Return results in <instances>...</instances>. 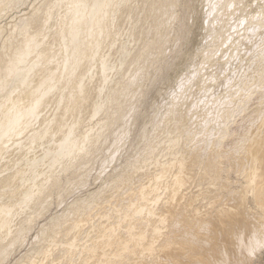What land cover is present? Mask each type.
I'll use <instances>...</instances> for the list:
<instances>
[{
  "label": "bare ground",
  "instance_id": "6f19581e",
  "mask_svg": "<svg viewBox=\"0 0 264 264\" xmlns=\"http://www.w3.org/2000/svg\"><path fill=\"white\" fill-rule=\"evenodd\" d=\"M263 37L264 0H0V264L258 259Z\"/></svg>",
  "mask_w": 264,
  "mask_h": 264
},
{
  "label": "rangeland",
  "instance_id": "374dc122",
  "mask_svg": "<svg viewBox=\"0 0 264 264\" xmlns=\"http://www.w3.org/2000/svg\"><path fill=\"white\" fill-rule=\"evenodd\" d=\"M245 1H248V0H245ZM206 13H207V8H206V10H205V12L203 13V14H201L202 15V17L204 18L205 16H206ZM237 14V13H236ZM234 18V16H232V17H230V19L229 20H232ZM221 27L219 26V29H220ZM208 36V35H207ZM214 36H212L211 38H213ZM263 39H264V37H263ZM263 57H264V54H262L261 56H260V60H262L263 59ZM130 59V58H129ZM257 59V58H256ZM132 60H134V59H132ZM255 61H257V60H253L252 61V63H254ZM108 63H112V61H109ZM108 63H107V65H108ZM250 63V62H249ZM112 69H114V71H116V73H120L119 71H120V69H118V66H117V63H114V65H112V67H106V73H112ZM187 70V69H186ZM131 71V70H130ZM129 71V72H130ZM98 72H99V68L96 66V71H94V73H96V75H98ZM128 72V73H129ZM209 72H211V70H209ZM131 73V72H130ZM92 77H94V75H92ZM97 77H94V81H96V83H94V85L96 86L95 87V90L96 89H98V86H99V82H97ZM121 80V78H119V81ZM156 80H157V77H156ZM116 83H118V81H116ZM119 83H122V90L125 88L124 87V85H126V83H123V82H119ZM154 83H156L155 81H153V82H151V84H154ZM158 84H161V83H158ZM158 84H156L154 87H159L160 85H158ZM108 85H110V82H108L107 83V86ZM152 86V85H151ZM118 87H120V85H118ZM175 87L173 86V87H170V88H168V90L167 91H164V93H162L161 95H163V96H165V97H167L168 96V94H169V92H170V90H173ZM115 90V89H114ZM116 90H118V89H116ZM89 91H90V89H89ZM148 100H149V97L147 96V98L145 99V101H144V104L146 103V102H148ZM142 105V110H143V113L141 114L140 112L138 113V117L139 116H142L141 118H148V115L150 114V113H152L153 112V109H149V111H148V113H146V106L145 105ZM134 113H132L131 115H133ZM136 117H137V115H136ZM142 128H143V125H141L140 127H139V132L140 133H142L143 132V130H142ZM209 139V138H208ZM230 141H232V138L231 139H229L228 140V143H230ZM193 153H196L195 151L193 152ZM234 172V177H236V179H237V175H238V173H237V171H233ZM228 179H233V177H231V176H229L228 177ZM233 181H235V179H233ZM85 187V186H84ZM254 216H256V217H260V214H255ZM261 218V217H260ZM46 217H44V216H42L40 219H39V221H38V224H40L41 223V221H42V223L40 224V225H42L46 220ZM226 219H227V222H226V227H227V229H228V231H242L240 228H238V227H235V222H236V219H237V216H230V217H226ZM45 220V221H44ZM44 221V222H43ZM232 224H233V226H232ZM235 227V228H234ZM34 237V240H35V236H32V238ZM28 243H26V245H27ZM25 245V246H26ZM24 246V247H25ZM28 246H29V244H28ZM23 247V248H24ZM22 250V249H21ZM264 252V251H263ZM262 252V254L261 255H259V257H258V259H256L254 262H252V263H248V264H264V253ZM240 264H244V263H241L240 262Z\"/></svg>",
  "mask_w": 264,
  "mask_h": 264
}]
</instances>
